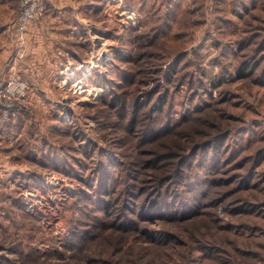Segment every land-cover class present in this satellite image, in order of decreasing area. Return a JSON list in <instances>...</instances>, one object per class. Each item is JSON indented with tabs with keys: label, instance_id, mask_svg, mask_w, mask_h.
Listing matches in <instances>:
<instances>
[{
	"label": "rangeland",
	"instance_id": "1",
	"mask_svg": "<svg viewBox=\"0 0 264 264\" xmlns=\"http://www.w3.org/2000/svg\"><path fill=\"white\" fill-rule=\"evenodd\" d=\"M43 3L0 0V264H264V0Z\"/></svg>",
	"mask_w": 264,
	"mask_h": 264
},
{
	"label": "built area",
	"instance_id": "2",
	"mask_svg": "<svg viewBox=\"0 0 264 264\" xmlns=\"http://www.w3.org/2000/svg\"><path fill=\"white\" fill-rule=\"evenodd\" d=\"M43 0H18L19 11L16 29L24 30L28 23L43 11ZM27 83L19 74H12L6 83L0 85V103L9 108L26 95Z\"/></svg>",
	"mask_w": 264,
	"mask_h": 264
},
{
	"label": "trees",
	"instance_id": "3",
	"mask_svg": "<svg viewBox=\"0 0 264 264\" xmlns=\"http://www.w3.org/2000/svg\"><path fill=\"white\" fill-rule=\"evenodd\" d=\"M261 45V44H260ZM259 45V46H260ZM258 45H253V49H252V55H250L253 59H254V61L252 62V65H250L249 64V62L251 61V59L250 58H248V60H246V61H243V63L241 64V66L239 67V71H238V73L241 75V74H245L244 72H246V70H247V67L248 66H251V67H253L254 65H256V66H259L260 65V61H261V59L263 60L264 59V55H257V56H253V55H255L256 53H257V48L259 47ZM263 64V66L261 67V69L259 70V72H261V74H262V77L264 76V63H262ZM253 70L251 69L250 71H248L247 73H250V72H252ZM211 137V136H210ZM212 142V140L210 139V140H207V141H204V144L203 145H205V144H210ZM201 144V143H200ZM197 147V146H196ZM196 147H194V148H196ZM246 207H237L236 209H235V211H237V212H242V211H246V209H245ZM247 210H249V209H247ZM173 239H174V241L176 240V237H173ZM177 242H179V241H177ZM208 243H210V244H208V246H210V247H208V248H211V247H213V246H218L217 244H216V242H212V240L210 241H207ZM180 243V242H179ZM243 249V248H242ZM192 250V249H191ZM124 251V250H123ZM214 251V252H213ZM190 252V251H189ZM241 254H240V256H239V261L237 262V263H239V264H258V261H259V256L257 255V254H245V253H242V252H240ZM209 254H211L212 256H209ZM223 256H226V259L225 260H223L224 259V257ZM207 257L211 260V261H213L214 263H216V264H225V263H227V264H230V262L232 261V262H235L233 259L234 258H236V257H234L233 256V254L231 253V252H228V251H226V250H223L221 247H220V249L219 250H217V249H213V250H209V253H208V255H207ZM247 257H250L249 258V260H246V259H244V258H247ZM236 264V263H235Z\"/></svg>",
	"mask_w": 264,
	"mask_h": 264
},
{
	"label": "crops",
	"instance_id": "4",
	"mask_svg": "<svg viewBox=\"0 0 264 264\" xmlns=\"http://www.w3.org/2000/svg\"><path fill=\"white\" fill-rule=\"evenodd\" d=\"M135 9L136 8H133V10H135ZM66 14H68V15H70L72 17H75V18H78L79 19L80 22H77L76 21L75 24H74V27L76 29L79 28V26L80 27H85V28L88 26V22L85 21V23H82L83 21H81V19L83 20V18H81L82 17L81 14H83V11L81 12V9L77 8V6L76 7H71V9L69 8V12L68 13H65V9H61V8H55V9H52L50 12H48L49 17L50 16H53V17L66 16ZM47 48L48 49L50 48V45L49 44L47 45ZM2 52H3V54H1V52H0L1 57L6 56L5 57V59H6V66L7 65L9 66L8 67V70H7V71H9L10 70L9 68L13 65L12 62H10V60H12L10 58L11 57V52L10 53L8 52L7 55H5L6 53H4V51H2ZM12 57H13V54H12ZM31 57H34V56H33V53L30 51L28 58L29 59H34L35 58V57L34 58H31ZM53 61H54V59H53ZM46 62L47 63H51V61H46Z\"/></svg>",
	"mask_w": 264,
	"mask_h": 264
}]
</instances>
